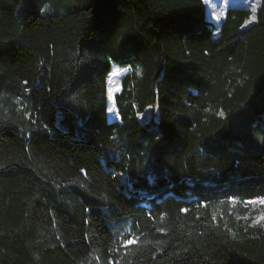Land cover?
<instances>
[{
	"label": "trees",
	"instance_id": "16d2710c",
	"mask_svg": "<svg viewBox=\"0 0 264 264\" xmlns=\"http://www.w3.org/2000/svg\"><path fill=\"white\" fill-rule=\"evenodd\" d=\"M249 14L216 33L202 0H0V264H264L244 218L264 196V0Z\"/></svg>",
	"mask_w": 264,
	"mask_h": 264
},
{
	"label": "rangeland",
	"instance_id": "374dc122",
	"mask_svg": "<svg viewBox=\"0 0 264 264\" xmlns=\"http://www.w3.org/2000/svg\"><path fill=\"white\" fill-rule=\"evenodd\" d=\"M205 5V18L214 24L216 33L219 32L220 25L225 18L226 12L230 9H247L250 14L245 21L243 28H247L257 21V12L261 7V0H202ZM130 72L128 67H119L114 65L108 80V103L107 113L109 121H119V115L115 109L114 96L121 90V84L125 76ZM140 74V71L138 72ZM112 76V77H111ZM110 82V83H109ZM157 117L156 108H148L145 113L138 115V120L142 124H146L152 118ZM248 202V201H247ZM245 202L244 206L250 209L244 218L248 219L253 227L263 226L264 220L259 223H253L259 217L264 216V205L259 203L249 204Z\"/></svg>",
	"mask_w": 264,
	"mask_h": 264
},
{
	"label": "snow or ice",
	"instance_id": "6c2138e0",
	"mask_svg": "<svg viewBox=\"0 0 264 264\" xmlns=\"http://www.w3.org/2000/svg\"><path fill=\"white\" fill-rule=\"evenodd\" d=\"M233 203H235V201H233ZM247 203L249 204H261V205H264V196L262 197H259L257 199H253V200H249ZM182 211H187V209H182ZM260 220H264V216H261L259 217L257 220H254L253 223H259ZM136 243V240L135 239H128L126 242H125V245H132Z\"/></svg>",
	"mask_w": 264,
	"mask_h": 264
},
{
	"label": "bare ground",
	"instance_id": "6f19581e",
	"mask_svg": "<svg viewBox=\"0 0 264 264\" xmlns=\"http://www.w3.org/2000/svg\"><path fill=\"white\" fill-rule=\"evenodd\" d=\"M112 77V76H111ZM110 83V82H109Z\"/></svg>",
	"mask_w": 264,
	"mask_h": 264
}]
</instances>
